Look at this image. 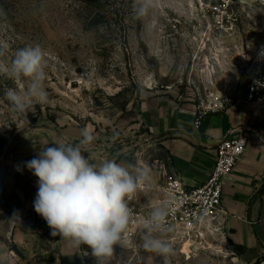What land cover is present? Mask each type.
<instances>
[{"label":"rangeland","instance_id":"obj_1","mask_svg":"<svg viewBox=\"0 0 264 264\" xmlns=\"http://www.w3.org/2000/svg\"><path fill=\"white\" fill-rule=\"evenodd\" d=\"M135 0H0V39L10 44L7 59L26 45L47 51L45 90L49 103L14 113L4 93L20 90L0 76V238L17 249L12 226L24 198L38 186L26 162L41 147L79 143L81 130L95 139L82 155L99 163L147 166L152 183L128 204L151 211L160 206L162 186L173 176L170 154L140 124L146 102L157 97L212 104L226 96L264 98V0H159L138 18ZM231 101V102H232ZM10 187L12 190H9ZM13 191V192H12ZM12 193L14 196H12ZM19 196L14 200L13 197ZM264 224V178L253 198ZM17 219H13V214ZM35 227V226H34ZM36 228V227H35ZM169 241V264H255L221 230L202 238ZM190 241L189 253L183 246ZM85 264H100L81 245ZM104 264H163L138 244L114 246Z\"/></svg>","mask_w":264,"mask_h":264},{"label":"clouds","instance_id":"obj_2","mask_svg":"<svg viewBox=\"0 0 264 264\" xmlns=\"http://www.w3.org/2000/svg\"><path fill=\"white\" fill-rule=\"evenodd\" d=\"M159 0H135L133 12L141 18L158 6ZM10 44L0 39V76L14 82L26 81L20 90L9 88L5 99L14 113H27L36 104L49 103L45 90L48 53L39 44L17 49L7 59ZM79 143L56 142L54 147H41L26 167L38 177L35 211L47 222L53 236H60L72 247L87 245L100 264L112 257L114 246L129 243L128 228L133 210L128 201L142 188L151 186V170L147 166L117 163L105 158L99 163L82 152L95 137L84 128ZM171 209L167 202L151 210L139 221L144 250L169 264L174 249L163 234L171 231L167 218ZM13 219H17L13 214Z\"/></svg>","mask_w":264,"mask_h":264},{"label":"crops","instance_id":"obj_3","mask_svg":"<svg viewBox=\"0 0 264 264\" xmlns=\"http://www.w3.org/2000/svg\"><path fill=\"white\" fill-rule=\"evenodd\" d=\"M198 104L192 99L157 97L142 106L140 124L170 154L173 175L190 185L204 182L210 174L221 138L246 135V152L225 180L223 205L228 215L221 231L244 247L245 258L264 257V224L257 221L253 207L264 178V98L238 96L224 109L210 111L200 127L194 125ZM34 179L38 186V177ZM33 196L24 198L21 216L11 229V242L17 249L8 248L7 240L0 238V264H85L81 246L72 247L60 236H53L40 215L36 222Z\"/></svg>","mask_w":264,"mask_h":264},{"label":"built area","instance_id":"obj_4","mask_svg":"<svg viewBox=\"0 0 264 264\" xmlns=\"http://www.w3.org/2000/svg\"><path fill=\"white\" fill-rule=\"evenodd\" d=\"M252 97L251 91L249 98ZM231 101V97L226 96L212 104L199 102L194 125L200 127L202 120L210 111L224 109ZM246 148V135L240 133L227 135L217 144L213 168L204 182L190 185L174 175L165 180L162 186L161 204L167 202L170 206L171 212L167 221L171 231L164 233V237L173 241L194 240L202 238L211 228L222 229L223 220L228 215L223 205L225 180L245 154ZM128 205L133 210L132 221L128 228L129 243L138 244L142 241L139 221L151 211L134 204Z\"/></svg>","mask_w":264,"mask_h":264},{"label":"trees","instance_id":"obj_5","mask_svg":"<svg viewBox=\"0 0 264 264\" xmlns=\"http://www.w3.org/2000/svg\"><path fill=\"white\" fill-rule=\"evenodd\" d=\"M4 144H5V139L2 140V138L0 137V155L2 154ZM36 216H37V219H36V222H37L39 218V214L37 212H36ZM237 246L240 249V253L244 252V247L242 245H237ZM255 264H260V259H257Z\"/></svg>","mask_w":264,"mask_h":264},{"label":"bare ground","instance_id":"obj_6","mask_svg":"<svg viewBox=\"0 0 264 264\" xmlns=\"http://www.w3.org/2000/svg\"><path fill=\"white\" fill-rule=\"evenodd\" d=\"M189 247H190V241H186L183 246L184 251L189 253Z\"/></svg>","mask_w":264,"mask_h":264}]
</instances>
